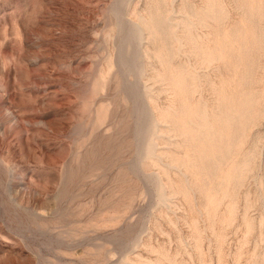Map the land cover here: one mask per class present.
Segmentation results:
<instances>
[{"label":"rangeland","instance_id":"rangeland-1","mask_svg":"<svg viewBox=\"0 0 264 264\" xmlns=\"http://www.w3.org/2000/svg\"><path fill=\"white\" fill-rule=\"evenodd\" d=\"M156 1L0 0V264H146L154 247L199 264L196 216L209 264H219L194 175L174 161L188 142L179 125L184 95L165 67L190 71L198 91L186 101L205 105L226 70L197 64L185 50L192 43L182 36L185 20L208 39L185 10L204 0H166L163 28L176 54L163 64L148 19ZM220 1L230 26L241 17L239 3ZM258 58L251 88L264 91V53ZM175 100L170 120L165 111ZM259 111L237 148L250 160L245 181L235 195L227 188L220 206L223 216L238 202L225 264L264 259V104ZM172 180L188 193H175ZM246 213L254 230L237 263Z\"/></svg>","mask_w":264,"mask_h":264},{"label":"bare ground","instance_id":"bare-ground-1","mask_svg":"<svg viewBox=\"0 0 264 264\" xmlns=\"http://www.w3.org/2000/svg\"><path fill=\"white\" fill-rule=\"evenodd\" d=\"M236 1L239 3L241 17L230 26L222 19L220 0H204V5L200 9L187 6L185 9L198 25L208 28L206 41L200 36H194L189 23L183 21V39L189 40L187 45L192 42L191 46H188L189 49L185 50L197 56V64L211 66L219 62L226 70V74L221 75L220 81L211 83L216 96L214 103L205 105L201 101L195 102L196 104L186 101L191 94L198 91L197 85L192 82L190 71H186L185 67H180L178 70L170 66L165 67L168 72L165 79L171 81V85L173 83L177 86L179 92L184 95V102L181 103V107L184 108L181 109L184 111V118L179 125L181 131L187 135L188 142L184 154L179 152L174 161L194 175L192 186L201 194L202 212L208 228L215 237L219 264H225L226 229L235 220L238 202L236 203L237 200L229 202L228 207L223 211V216H220V206L226 196L227 188L231 189V195H235L238 187L245 181L250 160L248 157L239 159L237 148L244 143L248 126L262 112L259 111V107L264 104V91L251 88L253 84L251 73L255 71V64L258 65V56L264 53V25L261 24L264 18V0ZM165 7L166 0H157L148 14V19L149 26L153 30L151 35L154 37V55L159 57L163 64L169 65L176 52L168 30L163 28ZM146 24L140 21V25L147 27ZM175 101L165 111V118L170 117L172 120L173 111L180 108ZM172 186H176L175 193H188L182 180H172ZM187 199H189L188 195ZM192 201L190 198L189 204H192ZM251 206L252 202L248 201L246 212ZM192 222V245L199 257V264H209L203 244L200 218L193 217ZM244 222L246 236L234 256L237 263L242 258L244 245L248 243L254 230V221L247 213L244 215ZM165 248L154 247L151 251L156 255L155 258L143 262L189 264ZM248 264H264V259L253 254Z\"/></svg>","mask_w":264,"mask_h":264}]
</instances>
